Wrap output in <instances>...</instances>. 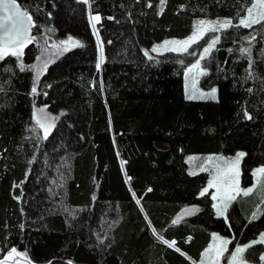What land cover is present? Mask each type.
I'll return each mask as SVG.
<instances>
[{
	"label": "trees",
	"instance_id": "obj_1",
	"mask_svg": "<svg viewBox=\"0 0 264 264\" xmlns=\"http://www.w3.org/2000/svg\"><path fill=\"white\" fill-rule=\"evenodd\" d=\"M252 2L17 0L33 42L0 59V257L15 249L28 264H194L213 232L238 243L264 232V212L246 216L256 199L216 216L200 195L208 174H190L185 161L243 151V187L264 165V20L237 23ZM89 10L99 17V68ZM197 17L233 21L204 60L200 85L215 98L185 95L196 52L150 51L188 36ZM44 35L70 46L43 73L42 97L25 64ZM40 98L56 117L46 135L33 121Z\"/></svg>",
	"mask_w": 264,
	"mask_h": 264
},
{
	"label": "rangeland",
	"instance_id": "obj_2",
	"mask_svg": "<svg viewBox=\"0 0 264 264\" xmlns=\"http://www.w3.org/2000/svg\"><path fill=\"white\" fill-rule=\"evenodd\" d=\"M88 2V0H84ZM257 5L253 8V5ZM253 8L252 17L259 19V16L262 12H264V8L259 6V0H253L250 6L247 8L245 15L237 19V23L240 25V20L248 17V9ZM93 17H97L88 11V22L90 25V29L92 31L93 36L95 37L96 47H97V64L99 67L103 61V49L102 42L99 37L97 31V23L99 20H94ZM226 20H231L230 17H197L193 20L192 23V31L191 33L184 38H167L163 41L153 43L150 46V51L153 53H163V52H176V53H184L191 50V53L194 54L196 52L194 59L186 66L184 72V91L187 98L192 97L191 99H203L209 96L210 91H205L201 85L200 81L205 73L204 69V60L208 57L210 52L214 49L216 43L220 39V34L222 30L225 28H220L219 23H215V28L217 30H211L210 24L212 22H222ZM200 21H204L205 24L201 25ZM233 23V21H232ZM95 25V27H93ZM194 34H196V41L191 43L187 51H173L170 50L176 45L165 42L171 41H185L189 40ZM219 38L218 41L213 44L210 51L205 54L204 49L207 48L215 38ZM34 43L36 44L35 48L31 50L34 56L31 61L27 62L26 67H30L34 72V83H35V95L44 96L45 91L40 89L41 85V77L43 73L46 71L47 67L52 64L55 60H57L65 51L69 49L70 41L68 39H64L63 41L54 38L50 35H44V39L34 38ZM158 49L157 51H153V49ZM20 53L24 51V48L19 50ZM24 53V52H23ZM21 55V54H20ZM102 58V59H101ZM20 60L22 61V57L20 56ZM199 62L198 68H193ZM24 63V62H22ZM21 63V64H22ZM192 69V71H189ZM44 99L40 98L38 103L34 107L33 112V121L34 125L39 127L43 134H47L51 128L54 126L56 122V117L49 110L48 104L43 102ZM237 153H244L243 151H237L234 154L226 155L223 153H195L188 154L185 157V161L187 163V170L190 174H195L199 172H206L208 174V179L206 185L201 189L200 193L207 188V192L205 194H209L212 200V208L213 212L216 216L227 219V212L233 202L238 201L241 205H245L249 208L252 206L251 202L255 199L258 200L255 206L250 207L249 214L246 215L248 220H255L261 216L264 212V173H257V169L264 168V165H259L253 168L252 170V183L249 186L243 187L240 182V163L242 157L239 158L238 164L234 163L237 158ZM239 171V176L235 175L236 170ZM254 173H256L254 175ZM238 180V184L236 181ZM231 181V183H229ZM209 182H213L217 187H219V191H217V187H209ZM57 185H61L60 183H56ZM252 189V191L248 195H244V191ZM201 195V194H200ZM229 195H235V199H228ZM213 196H216L217 199H213ZM57 207L59 211H64L68 215H72L74 213V209L65 207L64 204L57 202ZM225 204L227 208L225 209ZM213 205H217L222 211H224V215H217V208L213 207ZM186 211V210H185ZM187 212H191V210H187ZM255 214V217H254ZM264 232L259 233L254 239H250L244 243L233 242V238H228L220 235L217 232L211 233V240L205 247V249L201 252V256L198 261H194V264H201L203 261L204 264H230L232 260V254L235 253V249L237 247H244L246 245H252L251 247H247L246 251L238 257V261L240 264H264V259H261L264 256V243H254L253 241H259L261 235ZM214 237H219L221 240H227L229 243L227 245H220V240L214 239ZM241 234L237 235V239L241 238ZM169 245L172 243L168 242ZM259 244L261 248H255V245ZM174 247V246H173ZM218 247L226 248V251L223 252V255L217 257L216 249ZM253 248V249H250ZM211 249L205 255L206 250ZM12 253V252H9ZM5 254V256L0 257V264H28L26 255L23 252L16 251L12 253L11 256Z\"/></svg>",
	"mask_w": 264,
	"mask_h": 264
},
{
	"label": "snow or ice",
	"instance_id": "obj_3",
	"mask_svg": "<svg viewBox=\"0 0 264 264\" xmlns=\"http://www.w3.org/2000/svg\"><path fill=\"white\" fill-rule=\"evenodd\" d=\"M163 3V0H161ZM257 5H253V8H255ZM259 6L261 8H264V0H259ZM253 8L248 9V17L241 19L240 20V25L244 27H251L253 24L260 23L262 20H264V12H262L259 16V19L253 18L252 17V12ZM0 9H3V11L6 13L3 16H0V29H3L4 31V36L0 37V59H2L4 56L11 54L13 56H19L21 53L19 50H21L26 42H30L29 37L27 36V27L31 26V16L28 15L26 12L22 11L19 6L17 5V0H0ZM94 20H99V17H93ZM215 23H219L220 28H228L232 26V21L231 20H226L222 22H212L210 24L211 30L215 31L217 30L215 28ZM201 25H204V21H200ZM95 27V25H93ZM218 37L215 38L212 41V44H210L207 48L204 49V53L207 54L213 44H215L218 41ZM254 39V37H253ZM196 41V34H194L189 40L185 41H171V42H165L167 45L168 43H171L173 45H176L177 47H174L170 50L173 51H187L188 46ZM73 46H76V42H73ZM158 49H153V51H157ZM243 51H247V49H244ZM147 54V53H146ZM102 59V58H101ZM199 67V62H197L195 65H193V68H198ZM97 68H99V64H97ZM189 71H192V69H189ZM33 91L35 92V88H33ZM209 95L212 98H215V90H213L212 93H209ZM190 99L192 97H189ZM251 119V117H248ZM244 153H237V158L234 163L238 164L239 158L242 157ZM257 173H264V168L257 169ZM256 173H254L255 175ZM235 175L238 177L239 176V171L238 169L235 172ZM231 183V181H229ZM238 184V180L236 181ZM209 187H217L213 182H209ZM219 187H217V191H219ZM151 191V189H149ZM252 189H248L244 191V195H248ZM207 192V188H205L200 194L204 195ZM228 199H235V195H229L227 197ZM213 199H217L216 196H213ZM139 203V201H137ZM213 207L217 208V215H224V211H222L217 205H213ZM225 209L227 208V205L225 204ZM255 217V214H254ZM177 220H173V224L177 223ZM216 240H220V245H227L229 241L227 240H221L219 237H214ZM165 243H168V241H164ZM264 243V234L261 235V238L259 241H253L254 243ZM175 242L173 241L170 246H174ZM252 245H246L244 247H237L235 249V253L232 254V260L230 264H240V261H238V257L240 254L244 253L246 251L247 247H251ZM178 250V249H177ZM211 249L206 250L205 255H207V252L210 251ZM217 251V257L220 255H223V252L226 251V248L223 247H218L216 249ZM15 252V249L12 250V253ZM12 253H9V256L12 255ZM261 259H264V256L261 257ZM201 264H204L202 261Z\"/></svg>",
	"mask_w": 264,
	"mask_h": 264
},
{
	"label": "water",
	"instance_id": "obj_4",
	"mask_svg": "<svg viewBox=\"0 0 264 264\" xmlns=\"http://www.w3.org/2000/svg\"><path fill=\"white\" fill-rule=\"evenodd\" d=\"M17 5L19 6V8L23 10V8L17 3ZM25 12V11H24ZM6 13L3 11V9H0V16H3L5 15ZM26 27H27V36L29 37L30 41H32V38H33V34H32V31H33V23L31 21V26H28L26 24ZM4 36V31L3 29H0V37H3ZM26 43H29V42H26Z\"/></svg>",
	"mask_w": 264,
	"mask_h": 264
},
{
	"label": "flooded vegetation",
	"instance_id": "obj_5",
	"mask_svg": "<svg viewBox=\"0 0 264 264\" xmlns=\"http://www.w3.org/2000/svg\"><path fill=\"white\" fill-rule=\"evenodd\" d=\"M33 41H30L29 43H25L24 47L30 45Z\"/></svg>",
	"mask_w": 264,
	"mask_h": 264
},
{
	"label": "bare ground",
	"instance_id": "obj_6",
	"mask_svg": "<svg viewBox=\"0 0 264 264\" xmlns=\"http://www.w3.org/2000/svg\"><path fill=\"white\" fill-rule=\"evenodd\" d=\"M157 239V238H156Z\"/></svg>",
	"mask_w": 264,
	"mask_h": 264
}]
</instances>
